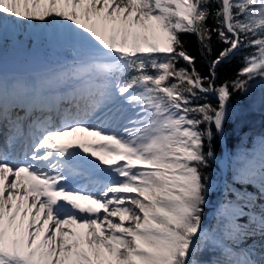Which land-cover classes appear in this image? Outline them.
Masks as SVG:
<instances>
[{
  "label": "snow or ice",
  "instance_id": "6c2138e0",
  "mask_svg": "<svg viewBox=\"0 0 264 264\" xmlns=\"http://www.w3.org/2000/svg\"><path fill=\"white\" fill-rule=\"evenodd\" d=\"M7 20L51 28L72 60L8 74ZM257 86L264 0H0V264H264V133L216 150ZM78 132L103 143L61 139Z\"/></svg>",
  "mask_w": 264,
  "mask_h": 264
},
{
  "label": "bare ground",
  "instance_id": "6f19581e",
  "mask_svg": "<svg viewBox=\"0 0 264 264\" xmlns=\"http://www.w3.org/2000/svg\"><path fill=\"white\" fill-rule=\"evenodd\" d=\"M4 35L3 64L8 74L36 78L58 71L72 60L70 46L60 40L51 28L33 25L16 28L12 21H7ZM88 139L77 138L76 141L88 142ZM2 140L0 137V142Z\"/></svg>",
  "mask_w": 264,
  "mask_h": 264
},
{
  "label": "trees",
  "instance_id": "16d2710c",
  "mask_svg": "<svg viewBox=\"0 0 264 264\" xmlns=\"http://www.w3.org/2000/svg\"><path fill=\"white\" fill-rule=\"evenodd\" d=\"M209 23H212L211 21ZM183 39L185 41V47L189 50V52H191L192 55L197 57V68L198 70L204 74L207 75L208 74V65L206 63V61L200 56V52H199V43L197 41V38L194 35H185L183 36ZM225 47V45H223L221 42H219L215 37L213 38V56L217 55L219 53L220 50H222V48ZM251 51V49H242L241 52H239L236 56H234L231 60L224 62L219 68H218V73H219V79L217 80V83L222 82L225 79H233L236 76V73L238 72V70L243 66V56L245 55L246 52ZM183 66V62H181V65ZM248 96H250L249 94L246 96H242L240 93H236L234 98H233V104L237 103V104H242L244 105L247 100H248ZM213 103H215V98L212 97L211 98ZM244 127L240 128L239 130H236L234 127L233 123H230L228 125V139H227V144L225 145V147H227V152L229 151H241L242 147L240 146L239 143H243L246 145L253 144V140L255 137H257V135H259L258 133H264V127H260V131L259 128L257 129H250V130H243ZM245 134V135H243ZM243 138H246L245 141H243ZM243 146V145H242ZM216 150H217V155L219 156L221 154V152L223 151V147L221 145V142H217L216 144ZM213 169H217V165L213 164ZM228 173L226 174L227 178ZM215 176L218 180H220L221 178V173L217 170L215 172ZM219 196H217V193H214L212 196V201L215 203H217ZM213 209L210 207L207 215L205 217L206 221H209L212 219L213 216Z\"/></svg>",
  "mask_w": 264,
  "mask_h": 264
},
{
  "label": "rangeland",
  "instance_id": "374dc122",
  "mask_svg": "<svg viewBox=\"0 0 264 264\" xmlns=\"http://www.w3.org/2000/svg\"><path fill=\"white\" fill-rule=\"evenodd\" d=\"M7 21H11V20H7ZM7 21H5V22H7ZM29 25H31V24H24V25L13 24V26L16 28H18V27H29ZM249 95L250 96H248V100L244 105L237 104V103L234 104V105L243 106L244 111H243L242 117L237 122H235L233 124H234V127L236 130H239L240 128L244 127L243 130H245V131L250 130V129H257V128H259L258 131H260V129H261L260 127H264V89L257 86L249 93ZM258 134H260V132ZM243 135H245V134H243ZM85 137H89V139H88L89 143H95V144L103 143L102 141H100L99 137H92L89 135L87 136V134L85 132L74 133L73 135H71L69 137H65L63 139H68L70 141H76L77 138H85ZM245 140H246V138H243V141H245ZM239 144L242 148L247 147L249 149H251L254 146V144H252V145L248 144L245 146L246 143L243 144L242 142ZM233 152H238V151H233ZM225 177H226V175H225ZM224 179H226V178H224ZM220 180H222V179L220 178ZM217 196H219L218 200H220L221 199L220 193H217ZM213 204H214V202H213Z\"/></svg>",
  "mask_w": 264,
  "mask_h": 264
},
{
  "label": "water",
  "instance_id": "95a60500",
  "mask_svg": "<svg viewBox=\"0 0 264 264\" xmlns=\"http://www.w3.org/2000/svg\"><path fill=\"white\" fill-rule=\"evenodd\" d=\"M222 147H223V153L226 155L227 154V151H226V148L224 147V144L223 143H222ZM224 175H225V173H224Z\"/></svg>",
  "mask_w": 264,
  "mask_h": 264
}]
</instances>
